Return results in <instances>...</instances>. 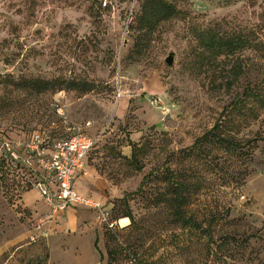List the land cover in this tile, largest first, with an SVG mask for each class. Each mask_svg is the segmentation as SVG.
<instances>
[{
	"label": "rangeland",
	"instance_id": "rangeland-1",
	"mask_svg": "<svg viewBox=\"0 0 264 264\" xmlns=\"http://www.w3.org/2000/svg\"><path fill=\"white\" fill-rule=\"evenodd\" d=\"M144 1L0 0V144L78 126L95 141L84 192L108 217L131 214L118 239L142 257L264 264V141L247 143L264 134V110L233 108L264 77V0H168L175 13L151 30ZM23 179L0 176V264H106L98 214L67 233L36 191L13 202Z\"/></svg>",
	"mask_w": 264,
	"mask_h": 264
},
{
	"label": "built area",
	"instance_id": "built-area-1",
	"mask_svg": "<svg viewBox=\"0 0 264 264\" xmlns=\"http://www.w3.org/2000/svg\"><path fill=\"white\" fill-rule=\"evenodd\" d=\"M61 116L63 121L67 120L62 111ZM72 129L67 137L57 140H49L37 133L25 142L4 140L0 144V158L18 176L25 178L30 188L38 190L52 215L75 204L95 211L109 228L128 226L130 219L127 216L110 219L98 199L81 194L74 188V176L77 172H86V157L95 141L80 127L73 126Z\"/></svg>",
	"mask_w": 264,
	"mask_h": 264
},
{
	"label": "trees",
	"instance_id": "trees-1",
	"mask_svg": "<svg viewBox=\"0 0 264 264\" xmlns=\"http://www.w3.org/2000/svg\"><path fill=\"white\" fill-rule=\"evenodd\" d=\"M174 13V5L168 0H145L141 7L140 21L145 25L146 28H148V30H151L158 22L169 18ZM138 44L139 41H137V44L135 45ZM220 45L227 47L230 45V43L223 41L220 43ZM44 84L45 86H48L47 82H44ZM82 90L86 91L89 90V88L84 87ZM249 101H251V105L248 106L247 109L250 113H252L251 115L253 119H258L261 111L264 110V77L259 81L258 84H255L251 88L244 89L242 93L236 97L233 108H236L238 104L246 106ZM214 127L217 126L215 125ZM210 133L212 134L211 138H214L218 142H226L228 147H234L235 149L239 150H242V148L245 147L246 143L242 144L239 140L221 137L220 135L214 134V132ZM258 141H264V134L254 136L252 139L248 140L247 143H256ZM13 175L16 176L17 174L7 165L3 159L0 158V176L12 177ZM21 188L29 189L30 185L26 182V180L23 179ZM176 191L179 200L182 199L181 201H183L184 198L181 188H176ZM177 215L182 226L196 227L197 223L195 220H193V218L187 217L184 214L178 212ZM122 216H127L130 219V224L128 226L124 228H118L116 226L109 228L105 226L106 229L110 231L107 236L108 242L106 244V264H152V260H147L139 254L135 239L131 238L130 236H127L123 239H118V231H124L134 227V219L129 212L118 214L110 218L117 219Z\"/></svg>",
	"mask_w": 264,
	"mask_h": 264
},
{
	"label": "crops",
	"instance_id": "crops-1",
	"mask_svg": "<svg viewBox=\"0 0 264 264\" xmlns=\"http://www.w3.org/2000/svg\"><path fill=\"white\" fill-rule=\"evenodd\" d=\"M86 166H87V170H86L85 173L77 172L75 174L74 179H73V186H74V188L79 193L84 194V195H88V196H91V197L97 199V197H95V196H93V195H91L89 193H85L84 192V191H86L85 184H87V179H88V176H87L88 173L87 172H88L89 166H88L87 160H86ZM39 178H40V176H39ZM32 191H36L38 193V195H39V197H38L39 202L41 204L46 205L48 207L49 211H51L49 205H47L45 203L43 197L38 192V190L35 189V188L23 189V195L16 196L15 197L16 199L14 198L13 199V202L15 204H18L19 203L21 205V203L23 202V200L26 199V200H28L27 202L29 204H31L32 203V201H31V197L32 196H31L30 192H32ZM87 211L88 212L96 213L95 211H93L92 209H90L88 207L80 206V205H75V204H70L65 209L57 211L53 216L55 217V219H58V218L60 219L61 218L63 220L62 223H61L62 228L66 229V232L69 233L70 230H71V228L74 227V226H76L77 221L79 219H81V218L84 217V214H85L84 212H87ZM59 227H60V225H58V228ZM60 234H61V232L60 233L59 232H57V233L56 232L55 233L53 232V234L52 233L50 234V237L55 238V237L58 236L60 238ZM49 244L51 245V247H50V253H51L52 252V249L51 248L53 246H55V245L53 244V242H51ZM59 244L61 246L62 243L59 241ZM57 251H59V250L57 249Z\"/></svg>",
	"mask_w": 264,
	"mask_h": 264
},
{
	"label": "water",
	"instance_id": "water-1",
	"mask_svg": "<svg viewBox=\"0 0 264 264\" xmlns=\"http://www.w3.org/2000/svg\"><path fill=\"white\" fill-rule=\"evenodd\" d=\"M173 55L172 54H169L166 58H165V62L168 64V65H172L173 64Z\"/></svg>",
	"mask_w": 264,
	"mask_h": 264
}]
</instances>
